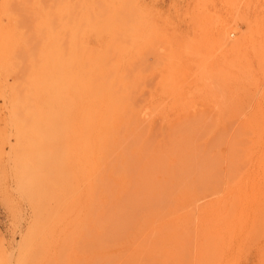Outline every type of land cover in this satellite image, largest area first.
Returning a JSON list of instances; mask_svg holds the SVG:
<instances>
[{"label":"rangeland","instance_id":"obj_1","mask_svg":"<svg viewBox=\"0 0 264 264\" xmlns=\"http://www.w3.org/2000/svg\"><path fill=\"white\" fill-rule=\"evenodd\" d=\"M36 2L0 0V264H264V0Z\"/></svg>","mask_w":264,"mask_h":264},{"label":"bare ground","instance_id":"obj_2","mask_svg":"<svg viewBox=\"0 0 264 264\" xmlns=\"http://www.w3.org/2000/svg\"><path fill=\"white\" fill-rule=\"evenodd\" d=\"M9 1H10V0H9ZM24 1H25V0H24ZM29 1H30V0H29ZM41 1H42V0H41ZM31 2H32V1H31ZM31 2H30V3H31ZM35 2H36V0H35ZM43 2H44V1H43ZM43 2H42V3H43ZM52 2H53V1H52ZM38 3H39V1H38ZM36 4H37V2H36ZM34 5H35V4H34ZM37 5H38V4H37ZM1 6H3V5H1ZM3 7H4V6H3ZM3 7H2V8H3ZM37 7H38V6H37ZM2 8H1V9H2ZM39 8H40V7H39ZM28 9H29V8H28ZM3 10H4V9H3ZM40 10H42V8H41ZM4 12H5V11H4ZM14 12H15V11H14ZM47 12H48V11H47ZM54 13H55V12H54ZM65 13H66V12H65ZM0 14H1V13H0ZM55 14H56V13H55ZM38 15H39V14H38ZM45 15H46V14H45ZM26 16H27V15H26ZM62 16H63V15H62ZM56 18H57V17H56ZM7 19H8V18H7ZM57 19H58V18H57ZM1 20H2V19H1ZM8 20H9V19H8ZM4 21H5V20H4ZM8 22H9V21H8ZM8 22H7V23H8ZM58 22H59V19H58ZM2 23H3V21H2ZM16 23H17V22H15V24H16ZM5 24H6V23H5ZM8 24H9V23H8ZM58 24H59V23H58ZM3 26H4V28H6V25L3 24ZM12 26H13V25H12ZM24 26H25V25H24ZM25 27H27V26H25ZM1 28H2V27H1ZM4 28H3V29H4ZM12 28H13V27H12ZM8 29H9V28H7V29H5V30L7 31ZM9 30H10V29H9ZM12 30H13V29H12ZM17 30H18V29H17ZM2 31H3V30H2ZM18 31H19V30H18ZM67 31H68V30H67ZM4 32H5V31H4ZM7 32H8V31H7ZM7 32H5V33H7ZM11 32H12V31H11ZM62 32H63V31H62ZM14 33H15V31L13 32V34H14ZM16 33H17V32H16ZM64 33H65V32H64ZM66 33H67V32H66ZM13 34H12V35H13ZM48 34H49V33H48ZM48 34H47V35H48ZM228 34H229V33H228ZM8 35H9V33H8ZM8 35H7V36H8ZM12 35H11V36H12ZM47 35H46V36H47ZM55 35H56V34H55ZM226 35H227V34H226ZM2 36H4V33H3ZM7 36H5V37L8 38ZM9 36H10V35H9ZM15 36H16V35H15ZM15 36H14V40H15ZM49 36H51V35L49 34ZM49 36H48V37H49ZM59 38H60V37H59ZM9 39H11V37H10ZM16 39H17V38H16ZM20 39H21V38H20ZM38 39H39V38H38ZM46 39H47V38H46ZM219 39H221V38L219 37ZM229 39H230V38H229ZM5 40H6V39H5ZM50 42H51V41H50ZM12 43H13V42H12ZM51 43H52V42H51ZM51 43H48V44L50 45ZM61 43H62V42H61ZM69 43H70V42H69ZM48 44H46V46H47ZM54 44H55V43H54ZM1 45H2V44H1ZM1 45H0V46H1ZM7 45H9V44H7ZM49 45H48L47 47H49ZM61 45H62V44H61ZM50 46H51V48H52V44H51ZM1 47H3V46H1ZM5 47H6V45H5ZM65 47H66V46H65ZM70 47H72V46H70ZM80 48H81V47H80ZM3 49H4V48H3ZM8 49H10V47H9ZM22 49H23V48H22ZM24 49H25V48H24ZM47 49H48V48H47ZM47 49H46V50H47ZM49 49H50V48H49ZM69 49H71V48H69ZM4 50H5V49H4ZM2 51H3V50H2ZM52 51H53V50L51 49V52H52ZM4 52H5V51H4ZM4 52H3V53H4ZM6 52H7V50H6ZM6 52H5V53H6ZM47 52L49 53V50H48ZM48 53H47V56L49 55ZM58 53H60V52H58ZM7 54H8V53H7ZM7 54H6V55H7ZM68 54H70V53H68ZM68 54H67V55H68ZM7 56H8V55H7ZM7 56H5V57H7ZM47 56H46V58L49 59V57H47ZM49 56H50V55H49ZM58 56H59V55H58ZM42 57H43V56H42ZM67 57H68V56H67ZM7 59H8V57H7ZM9 59H10V58H9ZM36 59H37V58H36ZM53 60H54V59H53ZM7 61H8V60H7ZM37 61H38V60H37ZM48 61H49V60H48ZM57 61H58V60H57ZM76 61H77V60H76ZM76 61H75V62H76ZM58 62H59V61H58ZM68 62H69V61H68ZM68 62H67V63H68ZM1 63H2V60H1ZM53 63H54V62H53ZM65 64H66V63H65ZM79 64H80V63H79ZM8 65H9V64H8ZM44 65H45V64H44ZM44 65H43V66H44ZM48 65H49V64L46 63V67H47ZM56 65H57V64H56ZM62 65H63V64H62ZM69 65H70V64H69ZM71 65H72V63H71ZM73 65H74V64H73ZM5 66H6V65H5ZM10 66H11V65H10ZM7 67H8V66H7ZM46 67H45V69H47ZM48 67H49V66H48ZM60 67H62V66H60ZM60 67H59V68H60ZM68 67H69V66H68ZM72 67H73V66H72ZM75 67H76V66H75ZM49 68H50V67H49ZM62 68H64V67H62ZM65 68H67V67H65ZM65 68H64V69H65ZM77 68H78V67H77ZM77 68H76V69H77ZM5 69H6V68H5ZM21 69H22V68H21ZM76 69H75V70H76ZM42 70L46 72V70H44V69H42ZM47 70H48V69H47ZM67 70H68V69H67ZM67 70H66V71H67ZM2 71H3V70H2ZM39 71H40V70H39ZM39 71H38V72H39ZM55 71H56V70H54V72H55ZM70 71H72V70H70ZM68 72H69V70H68ZM66 73H67V72H66ZM46 74H47V73H46ZM64 74H65V73H64ZM73 74H74V73H73ZM7 75H9V74H7ZM37 75H38V73H37ZM56 75H57V74H56ZM0 76H1V72H0ZM39 76H40V75H39ZM54 76H55V75H53V77H54ZM1 77H3V76H1ZM8 77H9V76H7V79H8ZM43 77H44V75H43ZM65 79H66V77H65ZM67 79H68V78H67ZM67 79H66V80H67ZM71 80H72V79H71ZM0 81H1V80H0ZM68 81H70V80L68 79ZM3 82H5V81L3 80ZM3 82H2V83H3ZM35 82H36V80H35ZM2 83H0V84H2ZM3 84H4V83H3ZM76 84H77V83H76ZM6 85H7V84H6ZM20 85H21V84H20ZM31 85H32V83H31ZM11 86H12V85H10V87H11ZM40 86H41V85H40ZM40 86H39V87H40ZM2 87H3V86H2ZM6 87H8V86H6ZM14 87H15V86H14ZM44 88H45V87H44ZM8 89H9V88H8ZM10 89H11V88H10ZM12 89H13V88H12ZM36 89H37V91L39 92L38 88H36ZM13 90H14V89H13ZM78 90H79V89H78ZM9 91H10V90H9ZM67 91L69 92V90H67ZM5 92H6V91H5ZM12 92H13V91H12ZM15 92H16V91H15ZM64 92H65V91H64ZM72 92H73V91H72ZM79 92H80V91H79ZM107 92H108V91H107ZM62 93H63V92H62ZM104 93H106V92H104ZM5 94H6V93H5ZM8 94H9V93H8ZM37 94H38V93H37ZM39 94H40V93H39ZM63 94H64V93H63ZM11 95H12V93H11ZM50 95H51V93H50ZM66 95H68V93L65 94L64 96H66ZM106 95H107V94H106ZM117 95H118V94H117ZM6 96H8V95H6ZM75 96H76V95H75ZM86 96H87V94H86ZM1 97H2V96H1ZM20 97H21V96H20ZM36 97H37V96H36ZM70 97H71V96H70ZM84 97H85V95H84ZM97 97H98V96H97ZM108 97H110V96H108ZM122 97H124V96H122ZM9 98H10V97H9ZM18 98H19V97H18ZM39 98H40V95H39ZM4 99H5V98H4ZM10 99H11V98H10ZM13 99H14V97H13L11 100L13 101ZM81 99H82V98H81ZM85 99H86V98H85ZM90 99H91V98H90ZM104 99H107V98L104 97ZM123 99H124V98H123ZM8 100H9V99H8ZM8 100H7V101H8ZM59 100H60V99H59ZM64 100H66V99L63 98L62 101H64ZM76 100H77V99H76ZM76 100H75V101H76ZM7 101H6V102H7ZM15 101L17 102L18 100L15 99ZM87 101H89V100H87ZM116 101H117V100H116ZM6 102H5V103H6ZM8 102H9V101H8ZM10 102H11V101H10ZM26 102H27V101H26ZM50 102H51V101H50ZM50 102L48 101V103H50ZM66 102H67V100H66ZM66 102H65V104H66ZM5 103H4V105H5ZM92 103H93V101H92ZM102 103L104 104V101H103ZM13 104H14V103H13ZM27 104H28V103H27ZM75 104H76V103H75ZM87 104H88V103H87ZM95 104H96V103H95ZM59 105H60V104H59ZM84 105H85V104H84ZM88 105H89V104H88ZM101 105H102V104H101ZM18 106H20V105H18ZM24 106L26 107L25 104H24ZM48 106H49V105H48ZM64 106H65V105H64ZM7 107H8V106H7ZM9 107L11 108V106H9ZM12 107H14V106H12ZM38 107H39V106H38ZM49 107H50V106H49ZM60 107H62V106H60ZM80 107H81V105H80ZM86 107H88V106H86ZM104 107H107V105L104 106ZM58 108H59V106H57V109H58ZM19 109H20V108H19ZM23 109H24V108H23ZM23 109H22V111H23ZM49 109H50V108H49ZM61 109H64V108H61ZM58 110H60V109H58ZM26 111H27V110H26ZM49 111H50V110H49ZM60 111H62V110H60ZM65 111H66V108H65ZM76 111H77V110H76ZM9 112H10V111H9ZM47 112H48V111H47ZM84 112H85V111H84ZM25 113H26V112H25ZM28 113H30V112L28 111ZM44 113H45V112H44ZM59 113H60V112H59ZM82 113H83V111H82ZM140 113H141V112H140ZM14 114H15V113H14ZM49 114H50V113H49ZM73 114H74V111H73ZM24 115H25V114H24ZM26 115H27V114H26ZM28 115H29V114H28ZM85 115H86V114H85ZM11 116H12V115H11ZM44 116H45V115H44ZM104 116H105V115H104ZM13 117H14V116H12V118H13ZM15 117H16V116H15ZM28 117H31V116H28ZM28 117H27V118H28ZM42 117H43V114H42ZM45 117H46V116H45ZM10 118H11V117H10ZM10 118H9V119H10ZM27 118H26V119H27ZM31 118H32V117H31ZM46 118H47V117H46ZM83 118H84V116H83ZM13 119H15V118H13ZM101 119H102V118H101ZM11 120H12V119H11ZM45 120H46V119H45ZM88 120H89V119H88ZM12 121H14V120H12ZM84 122H85V121H84ZM10 123H11V121H10ZM98 123H100V121H99ZM12 124H13V123H12ZM16 124H17V122H16L15 124H13V125H16ZM20 124H21V126H22L23 123H20ZM20 124H17V126H18V125L20 126ZM100 124H102V122H101ZM13 125H12V126H13ZM17 126H16V127H17ZM19 126H18V128H19ZM21 126H20V127H21ZM50 126H51V125H50ZM22 127H23V126H22ZM22 127H21V129H22ZM18 128H16V129H18ZM52 131H53V130H52ZM17 132H18V130H17ZM55 135H57V134H55ZM107 137H108V136H107ZM95 142H96V141H95ZM97 145H98V144H97ZM97 145H95V147H97ZM84 153H85V152H84ZM102 155H103V154H102ZM96 162H97V161H96ZM81 164H82V163H81ZM97 164H98V163H97ZM104 165H105V164H104ZM98 171H99V170H98ZM99 175H100V173H99ZM107 178H108V177H107Z\"/></svg>","mask_w":264,"mask_h":264}]
</instances>
